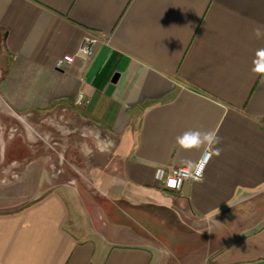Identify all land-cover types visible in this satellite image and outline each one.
Instances as JSON below:
<instances>
[{
    "label": "crops",
    "instance_id": "crops-1",
    "mask_svg": "<svg viewBox=\"0 0 264 264\" xmlns=\"http://www.w3.org/2000/svg\"><path fill=\"white\" fill-rule=\"evenodd\" d=\"M257 25L264 0H0V198L24 201L0 208V264H264ZM85 36L92 54L54 68ZM188 130H216L221 155L167 190L156 170L205 151L176 144ZM75 132L99 160L65 183L45 152ZM183 231L213 234L188 251Z\"/></svg>",
    "mask_w": 264,
    "mask_h": 264
},
{
    "label": "rangeland",
    "instance_id": "rangeland-1",
    "mask_svg": "<svg viewBox=\"0 0 264 264\" xmlns=\"http://www.w3.org/2000/svg\"><path fill=\"white\" fill-rule=\"evenodd\" d=\"M8 110L5 108V105H1L0 104V120L1 123L5 122L7 120V118H9L10 116L8 115L9 112H7ZM60 112V111H59ZM63 119L66 122L67 121V115L66 113H63ZM13 122H17V125L19 126V122L15 119L12 120ZM28 123H33L35 124V122H37L35 120V118H30L27 121ZM46 127V126H45ZM49 129H51L49 127ZM63 134L61 132V134H59V138L60 140L63 139L62 137H64V135L66 136V130H62ZM46 132V131H44ZM51 132V130H50ZM56 131H54L55 133ZM75 135V136H74ZM57 136V135H56ZM4 137H0V143H2V140ZM66 140V138H65ZM70 140H72V142L76 141V146H75V152H73V150L69 151L68 149L65 148V150L63 151L62 147L60 146V159L58 157V152L55 150H48L47 152H45V154H47L48 158H47V164H48V170L50 172H52V170H54L56 172V170L59 171L58 173V178L61 182H65L67 183V181L69 180V178H71V176L73 174H76V176L78 178H80L79 176H81V179L83 178V175H85L87 172V170L89 169V166L91 163H93L96 159L99 160L97 157L99 154H97L96 152H90L89 146H93L94 141L93 138H91L90 136H81L79 135L77 132H75L74 134H72L70 136ZM52 142V141H49ZM62 143V142H60ZM96 148V147H95ZM59 161V162H56ZM54 163V164H53ZM58 163V166H57ZM51 165H53L51 167ZM53 168V169H52ZM81 173V174H78ZM3 175V174H2ZM69 184V183H68ZM70 185V184H69ZM72 186V185H71ZM8 189V184L7 185H3L0 184V194L3 195H8L11 194L10 190ZM18 191H20L18 189ZM16 193V191H15ZM24 203V201H22L21 199L19 200H10L8 198H0V208H15L18 207L20 205H22ZM161 218L166 219V217L161 216ZM148 219V218H147ZM146 220V219H145ZM188 224L190 226H194V227H201L202 222H199L198 220H194V219H186ZM145 222V221H144ZM149 222V221H148ZM153 222V221H152ZM146 223V222H145ZM144 226V225H143ZM147 227H145L146 229ZM148 232V230H147ZM146 234H150L149 232ZM212 232H210L209 234H198L195 232H190V231H183V237H185L187 239L186 243H187V249L190 251L191 248H194L196 246H199L201 244H206L208 242V240L210 238H212ZM183 239V238H182ZM176 261V260H175ZM162 264H173L174 259H163ZM197 264H204L202 262H198Z\"/></svg>",
    "mask_w": 264,
    "mask_h": 264
},
{
    "label": "built area",
    "instance_id": "built-area-1",
    "mask_svg": "<svg viewBox=\"0 0 264 264\" xmlns=\"http://www.w3.org/2000/svg\"><path fill=\"white\" fill-rule=\"evenodd\" d=\"M96 38L92 36H85L82 38L76 51L67 53L56 59L54 68L64 69L70 65L76 57L87 59L93 52V46ZM87 101L82 96L77 97L76 103ZM206 150L202 153L196 163L191 166H178L170 169L158 168L155 172V177L162 183V186L167 190H177L185 182L200 180L207 162L205 161Z\"/></svg>",
    "mask_w": 264,
    "mask_h": 264
},
{
    "label": "clouds",
    "instance_id": "clouds-1",
    "mask_svg": "<svg viewBox=\"0 0 264 264\" xmlns=\"http://www.w3.org/2000/svg\"><path fill=\"white\" fill-rule=\"evenodd\" d=\"M253 35L260 39L264 37V25H257L253 29ZM257 56L264 58V49H260L257 52ZM264 67V65H259ZM102 144L110 143V141H101ZM221 143V137L216 130L201 132L198 130H188L176 137V144L183 150H206L205 161L211 160L212 156L219 157L222 149L218 147Z\"/></svg>",
    "mask_w": 264,
    "mask_h": 264
}]
</instances>
